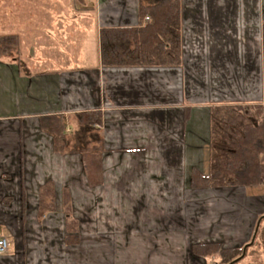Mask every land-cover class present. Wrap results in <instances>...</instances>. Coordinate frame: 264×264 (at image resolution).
I'll return each instance as SVG.
<instances>
[{"label":"crops","instance_id":"1","mask_svg":"<svg viewBox=\"0 0 264 264\" xmlns=\"http://www.w3.org/2000/svg\"><path fill=\"white\" fill-rule=\"evenodd\" d=\"M138 3L0 0L19 37L0 55V264H216L192 245L247 250L264 223V186L191 185L212 109L264 104V0H180L179 65L103 64L100 29L139 25ZM79 112L100 141L55 151L40 118L71 136Z\"/></svg>","mask_w":264,"mask_h":264},{"label":"trees","instance_id":"2","mask_svg":"<svg viewBox=\"0 0 264 264\" xmlns=\"http://www.w3.org/2000/svg\"><path fill=\"white\" fill-rule=\"evenodd\" d=\"M138 4L139 25L100 29L102 63L179 65L180 0H139ZM146 16L147 20L142 21ZM18 51L17 35H0V55L17 56ZM40 121L42 128L52 135L57 152L77 151L81 145L89 146L94 140L100 141L99 137L95 139L97 132L94 127L101 123L100 112L77 113L78 128L71 136L66 132L63 115L43 116ZM210 140L213 146L210 172L204 175L194 169L191 173L192 186H264V104H232L213 108ZM192 248L203 257L216 255L218 264H235L246 254L245 250L242 255V248L223 247L218 242L197 243Z\"/></svg>","mask_w":264,"mask_h":264},{"label":"rangeland","instance_id":"3","mask_svg":"<svg viewBox=\"0 0 264 264\" xmlns=\"http://www.w3.org/2000/svg\"><path fill=\"white\" fill-rule=\"evenodd\" d=\"M82 39H83L82 37H79L78 39L73 38L72 42H76L79 45L80 43H82ZM80 45H82V44H80ZM76 48L78 49L79 46H76L75 43H73L72 44V52L73 51L75 52L74 49H76ZM263 159H264V156H263ZM215 198L219 199V197H215ZM230 199L232 200L234 198H230ZM236 204L237 203L231 202L230 206L234 207ZM259 226L260 227L258 230V234L256 235L254 242L248 246L245 256L235 264H264V223H262ZM257 229H258V227L255 230V234H256ZM214 256L218 260V257L216 255H214ZM216 264H218V262Z\"/></svg>","mask_w":264,"mask_h":264},{"label":"built area","instance_id":"4","mask_svg":"<svg viewBox=\"0 0 264 264\" xmlns=\"http://www.w3.org/2000/svg\"><path fill=\"white\" fill-rule=\"evenodd\" d=\"M8 245L9 242L7 236L0 231V254L6 252V250L8 249Z\"/></svg>","mask_w":264,"mask_h":264},{"label":"water","instance_id":"5","mask_svg":"<svg viewBox=\"0 0 264 264\" xmlns=\"http://www.w3.org/2000/svg\"><path fill=\"white\" fill-rule=\"evenodd\" d=\"M254 236H255V233H254V235H253V238H252L251 242H253V240H254ZM246 246H247V245H245L244 248H243V253H242V255L244 254V252H245V250H246Z\"/></svg>","mask_w":264,"mask_h":264}]
</instances>
